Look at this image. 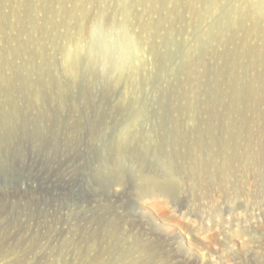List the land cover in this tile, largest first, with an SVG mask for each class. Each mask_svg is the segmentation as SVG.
Here are the masks:
<instances>
[{"label":"rangeland","instance_id":"obj_1","mask_svg":"<svg viewBox=\"0 0 264 264\" xmlns=\"http://www.w3.org/2000/svg\"><path fill=\"white\" fill-rule=\"evenodd\" d=\"M0 264H264V0H0Z\"/></svg>","mask_w":264,"mask_h":264},{"label":"clouds","instance_id":"obj_2","mask_svg":"<svg viewBox=\"0 0 264 264\" xmlns=\"http://www.w3.org/2000/svg\"><path fill=\"white\" fill-rule=\"evenodd\" d=\"M110 31L117 37H122L124 55L122 58L111 62L101 55L94 61V67L101 75L119 78L128 72L135 71L143 63L145 53L141 41L127 22L122 20L118 25L110 26ZM78 43L80 50L83 51L87 41L84 37H79ZM127 131H131V129H127Z\"/></svg>","mask_w":264,"mask_h":264},{"label":"bare ground","instance_id":"obj_3","mask_svg":"<svg viewBox=\"0 0 264 264\" xmlns=\"http://www.w3.org/2000/svg\"><path fill=\"white\" fill-rule=\"evenodd\" d=\"M150 190H151V189H150ZM150 190H149V191H150ZM152 191H153V190H152ZM152 191H151V192H152ZM153 192H154V191H153Z\"/></svg>","mask_w":264,"mask_h":264}]
</instances>
